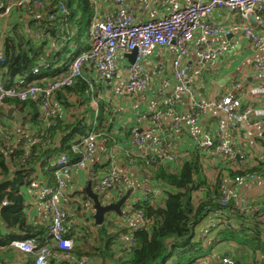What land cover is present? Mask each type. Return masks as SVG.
<instances>
[{"label":"trees","instance_id":"trees-1","mask_svg":"<svg viewBox=\"0 0 264 264\" xmlns=\"http://www.w3.org/2000/svg\"><path fill=\"white\" fill-rule=\"evenodd\" d=\"M30 1L31 4L17 7L16 13L10 14L13 25L4 34L0 31V47L5 58V62L0 63V83L4 88L15 86L21 79L28 84L53 85L69 75L70 64L75 57L90 50L74 51L72 48L80 43L95 18L91 0H41L45 1L42 9L32 4L38 0ZM0 2L6 3V0ZM61 7L69 14L62 15L58 9ZM2 13L3 10H0ZM51 15H55L53 20H50ZM70 30H75V33L72 34ZM37 33L44 34V38L38 40ZM62 36L67 38L68 45L62 47L60 54L45 50L48 41H59ZM41 63L45 66L40 67L39 74L35 75L33 72ZM85 69L81 78L74 79L70 86L61 87L53 95V104L60 109V114L63 111L69 114L66 119L54 115L45 122L41 111L42 100L38 98L27 101L6 98L0 107V122L10 116L9 112H4V107H15L18 116H25L18 145L12 143L8 127L0 123L3 128L0 131V203L4 223L13 230L8 239L0 234L2 244L16 239H33L43 244L47 231L39 232L37 226L27 220L22 189L29 188L36 179L52 185L55 182L53 170H46V167L63 155L77 161L79 156L73 153L72 145L79 137L96 131L100 141L104 140L106 146L112 145V138H115L114 112L112 104L103 98V83L106 81L88 78ZM91 87L95 89L94 93ZM53 121L55 127L51 124ZM34 137L39 138L41 144L26 148L28 140ZM214 159L221 166L212 174V169L208 167ZM220 160L199 148L184 158L179 166L170 169L152 155L137 159L138 178L147 179L154 185L149 199L133 207V212L143 213L145 226L132 232V227H125L117 222L119 219L116 215H112L101 227L94 224L93 217L90 220L85 218L84 223L90 221L92 224L83 223L85 227L78 231L73 223L75 218L82 219V214L81 208H78L79 202H74L68 223V236L76 242L71 255L76 260L87 259L91 264H197L209 257V260L212 256L216 257V253H212L215 246L225 245L230 246L229 252L234 253L241 264L257 256L264 264V221L261 212L253 210V205L247 209L237 207L234 201H230L227 207L221 206L224 200L222 187L250 175L264 178V163L235 168L231 161ZM105 170L106 164H96L90 174L95 193L97 180ZM124 193L122 190L114 197L119 200ZM197 194L200 197L196 201ZM77 195L83 203L91 204L82 190ZM155 197H160L158 202L153 201ZM100 200L105 202L102 195ZM5 201L8 202L7 206H3ZM220 210L226 216L221 224L224 227L221 229V226L214 228L210 225L206 232L203 231L202 238L196 240L195 227L208 218L217 219L214 216ZM123 236H131L134 243L127 247ZM50 247L53 257L49 264H75L58 257L56 247ZM26 256L31 261L34 259L33 255ZM225 258H220L215 264H222Z\"/></svg>","mask_w":264,"mask_h":264},{"label":"built area","instance_id":"built-area-1","mask_svg":"<svg viewBox=\"0 0 264 264\" xmlns=\"http://www.w3.org/2000/svg\"><path fill=\"white\" fill-rule=\"evenodd\" d=\"M143 4V9L148 10V0H139ZM45 1H35L32 4L40 9L45 7ZM115 6V14L111 17L98 20L93 19L90 28V50L75 57L69 68V75L63 80L50 86H40L38 84H28L25 79H21L18 83L10 88H4L0 83V107H2L6 98H18L21 101L29 99H41V111L44 114V121H49V117L61 115L60 109L53 104L54 93L63 86H70L73 80L83 76V70L87 65H92L95 69L96 80H108L119 73L117 57L121 53L137 52L134 64H129V79L126 86L120 92V95H135L141 91H149L152 88L151 79L145 71L143 60L146 57L153 56L158 48L175 46L177 49L176 58L172 63L174 80L176 81L174 93L177 97L189 96L191 101L189 123L193 126L198 124L199 119L209 109H215L225 121L220 119L216 131L211 134H205L202 140L195 138L198 148L204 150L212 157H218L222 160L233 162L236 158V152L230 145L226 137V130H238L243 122L255 128L264 129V107L254 111L252 108L244 107L240 99H235L231 95L223 96L219 101L212 104H201L195 98V92L191 88V80L187 68L183 62L191 54V45L195 35L199 36L201 51L199 52V62L201 63L215 60L221 53L229 49V45L222 43L217 47L209 44L212 38L221 35H228L230 32L223 27L216 26L210 22L211 15L217 10H228L239 15L240 19L248 20L255 17L262 20L264 17V0H192L191 4L182 7L179 0H165L166 5L170 7L169 12L160 17L153 18L146 23H137L134 11L128 6L127 0H113ZM31 4L30 0H6V3L0 2V10L3 14L10 16L13 6L18 8ZM62 15H68V11L64 8H58ZM55 15L50 16L53 20ZM63 28V27H62ZM244 35L251 41L255 49H264V35L255 32L250 26L244 25L242 28ZM73 34V33H72ZM36 38L42 40L44 34L37 33ZM69 41V40H68ZM67 38L61 43L64 47ZM68 45V44H67ZM74 51L79 47L74 44ZM5 62L3 48L0 47V63ZM45 66L41 63L35 68L34 74H39L40 67ZM256 68L264 70V63L260 62ZM162 69V66H160ZM200 74V70L193 69L192 76ZM91 87V91L94 92ZM258 91L264 94V84L259 85ZM174 95V96H175ZM178 101L173 97L163 98L157 110L151 117V127L138 133L131 131L130 135L133 141L139 147H145L154 158H161L166 166L177 165L178 158L173 152L171 140L173 139V131L167 130L162 119L168 117L172 119L175 129H180L182 119L177 112ZM62 116V115H61ZM55 127L56 123H51ZM100 135L96 131L91 132L87 136L79 137L72 145V151L79 156L77 161H72L68 156L63 155L46 170L52 169L55 182L49 185L48 182L36 179L30 185V189L40 192V200L46 208L49 217V228L47 236L43 238L41 245L36 240L16 239L10 242L11 246L18 249L24 254L34 255L33 264H49L53 257L51 245L56 247L59 252L58 257L68 259L75 264H91L87 259L76 260L71 252L76 247L74 238L68 236V220L69 210L67 209L68 185L72 177L82 171H86L94 159ZM41 144V140L37 137L30 138L26 143V148L33 145ZM46 145V143H43ZM107 152V150L105 151ZM108 153V152H107ZM215 160V159H214ZM216 161V160H215ZM108 160L106 161L107 164ZM251 176L250 179H253ZM245 178H238L234 183L238 185L244 184ZM133 187L131 178L122 173L116 161H109L106 174L99 177L95 190L102 195L105 200L112 199L122 190L126 191ZM124 193V194H125ZM224 196L222 207H227L231 200L236 201L237 207L243 209L248 208L249 201L243 198L235 197L230 189L222 187ZM151 193H146L141 201L130 197L129 202L123 209L121 220L123 224L135 223L132 226V232L141 230L146 222L142 212H133L136 203L147 201ZM8 202H3V206H7ZM84 211L93 214L92 204H84ZM222 210L217 212L211 226L219 227L225 219ZM124 241L129 247L132 245L133 238L131 236H123ZM223 264H236L230 258H225Z\"/></svg>","mask_w":264,"mask_h":264},{"label":"crops","instance_id":"crops-1","mask_svg":"<svg viewBox=\"0 0 264 264\" xmlns=\"http://www.w3.org/2000/svg\"><path fill=\"white\" fill-rule=\"evenodd\" d=\"M91 1L95 8L94 19L97 18L101 20L115 14L113 0ZM191 2L192 0H179V4L182 7L190 5ZM127 4L134 11L137 23H146L150 19L160 18L166 15L170 10L165 0H148L149 8L147 11L143 9V4L139 0H127ZM210 22L216 26L223 27L230 33L225 36L221 35L212 38L209 44L213 47H217L222 43H226L229 45V49L221 53L215 60L203 62L199 66L198 62L200 59L199 52L201 51V45L199 36L195 35L191 45V54L183 62L185 68L188 70L191 69V88L195 92V98L201 104H212L219 101L225 95H231L235 99H240L244 107L252 108L254 111L262 109L264 107V94L258 91V87L264 84V70L256 68V65L260 62L264 63V49H255L251 41L242 32V28L244 25H248L255 32L264 35V17L262 20H257L255 17L242 20L238 14L221 9L211 15ZM1 28L2 25H0V31L1 34H4L6 30ZM70 31L71 33H75V30ZM65 38V36H62L61 40H56L57 42L48 41L45 50L50 53L60 54L62 52L61 43L64 42ZM0 43L2 42L0 41ZM75 45L83 51L90 48L89 29L83 34L80 43ZM176 54V47L170 46L158 48L153 56L146 57L143 60V64L147 75L151 79L152 88L149 91H141L135 95H120V92L128 82V68L131 63L126 53L118 55L117 63L119 66V73L111 78L110 81L106 80V82L103 83V98L107 103L112 104L114 112L113 117L116 118L115 122H113L112 117V122L115 124V138H112V145H107L108 147L105 145L104 140L99 141L97 153L91 165L87 167L88 169L86 171L75 174L69 182V200L67 202L68 206L66 207L69 210L70 216L73 213L71 208L74 207V202H78L79 197L77 192L88 185L90 174L94 171V166L96 164L105 165L107 160L106 169L107 165H109V161L114 160L118 164L120 171L131 178L133 184L132 188H134L131 195L132 199L136 198L138 201H141L146 193H153L154 185L147 179H139L138 170L135 166L137 159L153 153L150 154L145 147L137 146L130 135V131L134 130L141 133L145 129L151 127V117L163 98L173 97L178 101L177 112L182 119L180 129L174 128L172 119L168 117L162 119L166 129L173 131L174 136L171 140V144L173 146V152L178 158L177 166L180 165L184 158L189 157L192 152L198 148L197 143H195L196 137L202 140L205 134H213L217 129L219 120L222 119L225 121V117L222 116L221 113L215 109H209L201 116L196 126L189 123L191 107L190 98L186 95L177 97L174 93L176 81L174 80L172 63L176 58ZM87 66V69H85L86 76L88 78L95 77V69L91 65ZM160 66H162V69H160ZM196 68L200 70V74L192 76V70ZM11 110L13 113L0 123L8 127V131H10L13 138L12 143L18 145L21 140L22 121L25 116H18V109L15 107H4V112L6 114L7 112L10 113ZM61 115L63 119H66L69 114L67 111H63ZM115 115H117V117ZM2 129L0 125V131ZM225 133L227 140L236 152V158L231 162L236 166L235 168H243L246 167V165L255 166L259 162L264 163V129L255 128L243 122L238 130H226ZM106 150L108 153L105 152ZM161 163L166 166L163 161H161ZM218 166L220 167L221 165H217V162L213 161L208 168L212 169V167L217 168ZM175 167L176 165H171L167 168L170 169ZM11 168L14 169L13 167ZM211 172L213 174L214 170L212 169ZM104 174H106V170ZM104 174L102 173L99 177H102ZM1 181L2 179L0 178V182ZM234 182L227 185L232 194L236 197H245L255 202L253 204L256 205V208L261 212L264 221V180L261 178L249 180L242 185H238ZM22 194L25 198L24 205L27 220L32 225L37 226L39 232L47 231L48 233L49 217L45 206L40 200V192L25 188L22 189ZM197 195L196 198H199ZM159 199L160 197H155L153 201L158 202ZM0 207L2 208L1 203ZM117 218L119 219L117 222H120L124 226L132 227L135 225V223L125 225L121 218L118 216ZM213 221V219L211 220L208 218L195 227L194 232L196 240L202 238L203 231L207 230ZM82 222L81 219L75 218V223L73 224L76 229L78 228V230H80L82 226L80 224H82ZM73 224H71L70 227ZM262 230V235L264 237V227ZM14 231L19 233L16 229ZM12 232L13 230L8 228L4 223L1 210L0 234L8 239V236L11 235L10 233ZM234 250H236V247H234ZM229 251L230 246L219 245L217 251L213 250L212 252L213 254L216 253V257L212 256L210 260L209 257L205 259V262L208 261V264H215L220 258L235 257L234 253ZM26 255L29 254H24L18 249H15L10 243H0V264H33L34 259L31 261ZM235 259L238 261L236 257ZM249 260V262L244 264H261L262 261L259 256L255 259L249 258ZM238 263L241 264L239 261Z\"/></svg>","mask_w":264,"mask_h":264},{"label":"water","instance_id":"water-1","mask_svg":"<svg viewBox=\"0 0 264 264\" xmlns=\"http://www.w3.org/2000/svg\"><path fill=\"white\" fill-rule=\"evenodd\" d=\"M128 59L130 60L131 64H134L137 57V52L134 51L132 53L126 54ZM189 72V70L187 71ZM110 81V79H108ZM13 111H10V114H12ZM117 117V115H115ZM116 118L113 117V122H115ZM158 161L161 162V158H158ZM82 191L87 195L88 199L91 201L92 208L94 210L93 215V221L94 224L97 227H101L104 225L106 216L107 215H116L119 218L123 215V209L127 205V203L130 200V197L134 191V188H130L126 191V193L117 201H105L101 202L100 200V194L95 193V191L92 188V181L90 180L88 185L82 189ZM2 208L0 207V215H1ZM230 258L236 262V264H239L238 261H236L235 257L230 256Z\"/></svg>","mask_w":264,"mask_h":264},{"label":"rangeland","instance_id":"rangeland-1","mask_svg":"<svg viewBox=\"0 0 264 264\" xmlns=\"http://www.w3.org/2000/svg\"><path fill=\"white\" fill-rule=\"evenodd\" d=\"M16 8H17V6H13V8H12V12L13 13H16ZM0 20H1V23H0V25H2V28L1 29H9L12 25H13V23L14 22H12L11 20H10V16H7L6 15V17H5V15L2 13V14H0ZM61 27H64V26H61ZM92 92V91H91ZM92 93H94V92H92ZM216 165V164H215ZM217 165H221V163H217ZM205 169H207V167H205ZM212 169L216 172V167H212ZM207 171H208V169H207ZM209 172V171H208ZM251 176H254V178L253 179H250V177ZM241 178H245L246 179V181L245 182H248L249 180H255V179H258V178H261V179H263L264 180V178H262V177H259V176H256V175H250V176H247V177H241ZM116 196V195H115ZM197 196H199L200 197V194H198ZM236 197V196H235ZM263 197H264V186H263ZM237 198H243V199H246V200H248L249 201V203H248V208L251 206V205H253V210H259L258 208H256V205H254L253 203H255V202H253V201H251V200H249L248 198H245V197H237ZM198 198H196V200H197ZM112 200H118V198L117 197H114L113 196V198L112 199H107V200H105V201H112ZM231 201H234V203H235V205H236V201L233 199V200H231ZM78 202H79V205H78V208H81L80 210H81V214H82V224H80V225H82V227H80V229L82 230L83 229V227H85V225L84 224H86V225H91L92 224V222H88V223H84L85 222V218H88L89 220H90V217H93V215H94V213L93 214H88L86 211H84V204L85 203H83V201H82V199L81 198H78ZM237 206V205H236ZM218 212V211H217ZM70 216V215H69ZM110 216H112V215H107L106 216V219L108 220L109 218H110ZM79 217H81L80 215H79ZM214 217H217V214L214 216ZM84 219V220H83ZM68 223H69V220H68ZM84 223V224H83ZM69 224H67V226H68ZM221 226V229L224 227L223 225H220ZM126 227V226H125ZM79 231V230H78ZM216 232H217V230H216ZM206 244H208V243H206ZM219 246V245H218ZM218 246H215V249L214 250H216L217 251V248H218ZM207 251H209V249L207 250ZM208 262V261H207ZM207 262H205V261H201L200 263H197V264H208ZM223 264V263H222Z\"/></svg>","mask_w":264,"mask_h":264}]
</instances>
